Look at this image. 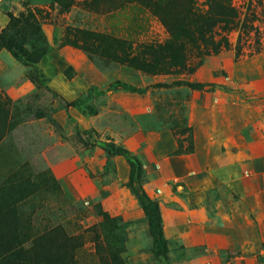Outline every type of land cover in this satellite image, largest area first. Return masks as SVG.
Here are the masks:
<instances>
[{
	"label": "rangeland",
	"instance_id": "374dc122",
	"mask_svg": "<svg viewBox=\"0 0 264 264\" xmlns=\"http://www.w3.org/2000/svg\"><path fill=\"white\" fill-rule=\"evenodd\" d=\"M263 245L264 0H0V264Z\"/></svg>",
	"mask_w": 264,
	"mask_h": 264
},
{
	"label": "trees",
	"instance_id": "16d2710c",
	"mask_svg": "<svg viewBox=\"0 0 264 264\" xmlns=\"http://www.w3.org/2000/svg\"><path fill=\"white\" fill-rule=\"evenodd\" d=\"M2 39L8 41V43H6L5 46H7L8 48L10 49H13L16 53H18V55H20L22 58H26L27 56L25 54H23L21 52L20 49H18V47H14L12 44L13 42L11 40H9L7 37H3ZM29 61H33V62H36V59H30ZM87 98V96L85 97ZM85 98H82V97H76L74 100L70 101L67 105L70 106V107H75V106H80L84 103V100ZM111 147V152L113 155L115 156H125L127 159H132L133 163L135 162L134 158H131L127 151L125 149H118V148H114L112 146ZM133 178V172L131 171V173L129 174V179L131 180ZM145 209L147 211V222H148V225L150 228L154 229V233L158 236L160 235V219H159V216H158V213L156 211V207L154 206V204L150 201H148L146 204H145Z\"/></svg>",
	"mask_w": 264,
	"mask_h": 264
},
{
	"label": "built area",
	"instance_id": "2783aa9c",
	"mask_svg": "<svg viewBox=\"0 0 264 264\" xmlns=\"http://www.w3.org/2000/svg\"><path fill=\"white\" fill-rule=\"evenodd\" d=\"M260 255H261V258H264V245L262 246Z\"/></svg>",
	"mask_w": 264,
	"mask_h": 264
}]
</instances>
